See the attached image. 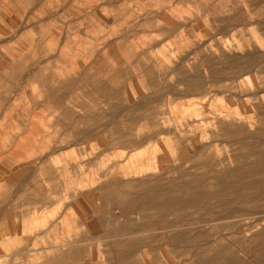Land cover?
Instances as JSON below:
<instances>
[{
    "label": "rangeland",
    "instance_id": "374dc122",
    "mask_svg": "<svg viewBox=\"0 0 264 264\" xmlns=\"http://www.w3.org/2000/svg\"><path fill=\"white\" fill-rule=\"evenodd\" d=\"M263 197L264 0H0V264H264Z\"/></svg>",
    "mask_w": 264,
    "mask_h": 264
},
{
    "label": "bare ground",
    "instance_id": "6f19581e",
    "mask_svg": "<svg viewBox=\"0 0 264 264\" xmlns=\"http://www.w3.org/2000/svg\"><path fill=\"white\" fill-rule=\"evenodd\" d=\"M185 81V80H184ZM149 101V100H148ZM155 123V122H154ZM155 124H157V123H155ZM232 137V136H231ZM234 137V136H233ZM241 139V138H240ZM204 147V146H203ZM198 151V150H197ZM200 151V150H199ZM203 150L201 149V152H202ZM198 153V152H197ZM207 153V152H206ZM187 172V171H186ZM162 180V179H161ZM139 181V180H138ZM115 185V184H114ZM162 188V187H161ZM172 190V189H171ZM168 196V195H167ZM264 198V197H263ZM156 199H158V196H154V200H156ZM174 198H170L168 201H167V203L164 201V204L162 203V205H161V210L164 212V211H166V210H168V211H170V209L173 207V205H172V202H171V200H173ZM179 200H180V198H178ZM177 199V200H178ZM187 200V199H186ZM181 201V200H180ZM180 201H178V202H180ZM182 202V201H181ZM243 203V202H242ZM157 204V203H156ZM238 204V203H237ZM128 205V204H127ZM175 205V204H174ZM179 205V204H178ZM176 206V205H175ZM182 206V205H181ZM127 207V206H126ZM178 207H180V206H177L176 207V209H178ZM174 208V207H173ZM127 209H128V207H127ZM157 209H159V207L157 208ZM232 209V208H231ZM240 208H238L237 210H239ZM241 211V210H240ZM237 212V211H236ZM254 212V211H253ZM258 212H259V210H258ZM229 213V212H228ZM230 213H231V211H230ZM165 215V214H164ZM244 216V215H243ZM197 218V217H196ZM179 221H180V218H177ZM239 219V218H238ZM243 219V218H242ZM201 220V219H200ZM260 220V219H259ZM189 221V220H188ZM178 222V221H177ZM191 222V221H190ZM176 223V222H175ZM210 223V222H209ZM211 224H213V223H210V226H211ZM254 224V223H253ZM166 226V225H165ZM180 226V225H179ZM228 226V225H227ZM166 227H168V226H166ZM198 227V226H197ZM241 227V226H240ZM194 228V227H193ZM199 228V227H198ZM244 228V227H243ZM165 229V228H164ZM169 229V228H168ZM172 229V228H171ZM175 229V228H174ZM161 230V229H160ZM217 230V229H216ZM172 232V231H171ZM174 232V231H173ZM219 232V231H218ZM162 233V232H161ZM215 234V233H214ZM165 235V234H164ZM200 235V234H199ZM217 235V234H216ZM185 236H186V232L184 231V230H182V229H177L171 236H170V238H172L173 239V241H175V244L176 245H178V246H180L179 244L180 243H182V242H190V239L188 240V239H186L185 238ZM161 237V236H160ZM169 238V239H170ZM157 240V239H156ZM171 240V239H170ZM149 241V240H148ZM147 241V242H148ZM238 242V241H237ZM241 242V241H240ZM144 243H146V242H144ZM213 242H212V240L210 241V240H207V244H210V245H213L212 244ZM242 243V242H241ZM152 244V243H151ZM187 244V243H186ZM192 244H194V242L192 243ZM204 244V243H203ZM140 245V244H139ZM146 245V244H145ZM144 245V246H145ZM149 245V244H148ZM147 245V246H148ZM157 245V244H156ZM163 245V244H162ZM144 246H141V247H144ZM178 246H176V247H178ZM140 247V246H139ZM146 247V246H145ZM149 247V246H148ZM185 247V246H184ZM212 247V246H211ZM214 247V246H213ZM217 247V246H216ZM228 247V246H227ZM150 248V247H149ZM138 250V249H137ZM209 250V249H208ZM210 250H211V248H210ZM209 250V251H210ZM213 250V249H212ZM218 250V249H217ZM139 251V250H138ZM188 251H190V250H188ZM187 251V252H188ZM133 253V252H132ZM131 253V254H132ZM140 253V252H139ZM189 254V253H188ZM193 254V253H192ZM133 255H135V253L133 254ZM136 255H137V253H136ZM126 256H127V254H126ZM130 257V256H129ZM133 257V256H132ZM204 257H202V260H204V263H207V264H214V263H216L217 262V258H213V257H205L204 259H203ZM238 258V257H237ZM217 259V260H216ZM258 259V258H257ZM137 260V259H136ZM226 260V259H225ZM227 262V261H226ZM229 262V261H228ZM186 263V262H185ZM221 263V262H220ZM232 263V262H231ZM237 263V262H236ZM250 263V262H249ZM224 264H226V263H224ZM238 264V263H237Z\"/></svg>",
    "mask_w": 264,
    "mask_h": 264
},
{
    "label": "crops",
    "instance_id": "0c3cea01",
    "mask_svg": "<svg viewBox=\"0 0 264 264\" xmlns=\"http://www.w3.org/2000/svg\"><path fill=\"white\" fill-rule=\"evenodd\" d=\"M79 251L78 250H75V249H70V252H68V256H74L76 253H78ZM60 257V256H59ZM63 257H65V256H63ZM55 260L56 259H52L50 262H51V264H54L55 263Z\"/></svg>",
    "mask_w": 264,
    "mask_h": 264
}]
</instances>
